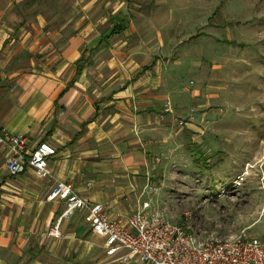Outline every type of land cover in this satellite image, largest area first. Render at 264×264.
I'll use <instances>...</instances> for the list:
<instances>
[{"label":"crops","instance_id":"crops-1","mask_svg":"<svg viewBox=\"0 0 264 264\" xmlns=\"http://www.w3.org/2000/svg\"><path fill=\"white\" fill-rule=\"evenodd\" d=\"M96 3L74 0L56 26L37 15L9 44H2L8 36L0 42V135H24L29 146L46 141L52 150L45 179L29 169L10 176L0 147V264L114 258L103 243L105 256H97L84 211L65 212L64 201L46 198L57 182L103 204L120 224L146 201L148 153L155 131L173 125L181 91L173 62L157 55L153 38L139 37L125 1L105 2L98 16ZM166 101L172 110L161 115ZM55 227L58 236H50Z\"/></svg>","mask_w":264,"mask_h":264},{"label":"rangeland","instance_id":"rangeland-1","mask_svg":"<svg viewBox=\"0 0 264 264\" xmlns=\"http://www.w3.org/2000/svg\"><path fill=\"white\" fill-rule=\"evenodd\" d=\"M114 1L97 0L94 15ZM124 1L139 37L153 38L157 55L173 62L181 91L173 125L155 131L144 199L200 239L245 231L264 241V0ZM73 3L0 0V42L8 36L2 44H9L37 15L58 25ZM169 110L166 101L161 115Z\"/></svg>","mask_w":264,"mask_h":264},{"label":"built area","instance_id":"built-area-1","mask_svg":"<svg viewBox=\"0 0 264 264\" xmlns=\"http://www.w3.org/2000/svg\"><path fill=\"white\" fill-rule=\"evenodd\" d=\"M28 143L21 134L0 135L7 173L18 176L29 169L37 178L51 179L49 144ZM46 198L64 201L65 212L84 211L91 234L102 239L106 255L119 264H264V241L245 231L227 240L200 239L183 224L161 216L149 201L141 202L120 224L107 214L103 204L89 203L68 183L57 182ZM48 234L57 237V227Z\"/></svg>","mask_w":264,"mask_h":264}]
</instances>
